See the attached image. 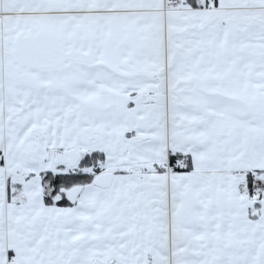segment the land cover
<instances>
[{
	"label": "snow or ice",
	"instance_id": "1",
	"mask_svg": "<svg viewBox=\"0 0 264 264\" xmlns=\"http://www.w3.org/2000/svg\"><path fill=\"white\" fill-rule=\"evenodd\" d=\"M0 264H264V0H0Z\"/></svg>",
	"mask_w": 264,
	"mask_h": 264
}]
</instances>
